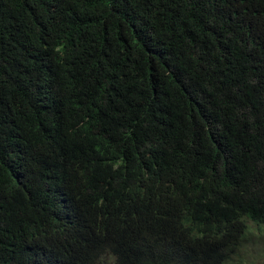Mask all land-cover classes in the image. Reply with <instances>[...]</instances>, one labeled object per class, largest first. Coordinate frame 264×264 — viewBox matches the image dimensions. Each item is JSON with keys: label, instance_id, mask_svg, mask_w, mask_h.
Masks as SVG:
<instances>
[{"label": "trees", "instance_id": "1", "mask_svg": "<svg viewBox=\"0 0 264 264\" xmlns=\"http://www.w3.org/2000/svg\"><path fill=\"white\" fill-rule=\"evenodd\" d=\"M263 243L264 0H0V264Z\"/></svg>", "mask_w": 264, "mask_h": 264}, {"label": "rangeland", "instance_id": "2", "mask_svg": "<svg viewBox=\"0 0 264 264\" xmlns=\"http://www.w3.org/2000/svg\"><path fill=\"white\" fill-rule=\"evenodd\" d=\"M254 230H256L255 227ZM242 259L246 262H252L251 264H264V250L258 253V246H249L243 252Z\"/></svg>", "mask_w": 264, "mask_h": 264}]
</instances>
